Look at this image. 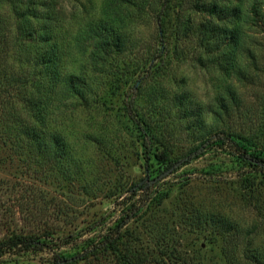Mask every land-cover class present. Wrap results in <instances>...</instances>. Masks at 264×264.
<instances>
[{
    "label": "rangeland",
    "instance_id": "rangeland-1",
    "mask_svg": "<svg viewBox=\"0 0 264 264\" xmlns=\"http://www.w3.org/2000/svg\"><path fill=\"white\" fill-rule=\"evenodd\" d=\"M65 1L70 17L86 16L83 23L102 6L100 0H82L81 6ZM203 1L178 0L182 21H205L204 14L194 15L192 11L196 2ZM70 22L74 37L77 22L73 17ZM147 34L142 30L140 37ZM198 34L196 31L188 46L175 56L172 69L155 79L146 69L137 68L147 58V42L136 49L132 47L120 62L127 64L125 72H135L137 81L119 90L116 86L111 89L104 81L96 82L95 91L107 101L106 110L99 106L97 115L79 114L69 108L64 125L69 141L60 144L55 153H44L45 159L39 151L13 150L0 137V241L11 234L38 236L42 240L52 234L55 252H28L6 258L17 262L4 264H54L55 254L70 257L86 253L125 218L113 192L119 186L157 176L160 181L152 191L166 189L169 196L144 219L126 225L129 245L136 244L145 251L169 248L189 258L192 264H253L254 258H264L261 178L254 187H247L250 167L221 149L210 150L164 177L155 158L148 164L145 161L141 132L126 117L127 104L133 102L134 116L168 142L172 158L186 153L199 132L197 119L200 115L208 118L216 97L223 93L225 77L219 75V65L228 58L227 51L223 54L214 50L215 56H223L203 66L209 55L203 53ZM2 35L0 29V126L10 117L11 108L18 106L17 85L7 81V66H18V61L10 53L6 61ZM198 59H204L203 63ZM253 81L258 79L254 77ZM253 83L249 99L255 97L258 107V89ZM177 89L183 94L182 103L176 100ZM252 105L245 107L257 118ZM109 115L118 119L113 127L108 125ZM95 118L103 127H97ZM1 132L0 127L3 136ZM75 264L117 263L115 256L108 254L90 255Z\"/></svg>",
    "mask_w": 264,
    "mask_h": 264
},
{
    "label": "trees",
    "instance_id": "trees-1",
    "mask_svg": "<svg viewBox=\"0 0 264 264\" xmlns=\"http://www.w3.org/2000/svg\"><path fill=\"white\" fill-rule=\"evenodd\" d=\"M71 1L82 4V0ZM100 1L99 12L88 22L83 23L86 16H71L78 29L72 37L71 14L65 0H0L6 61L10 54H15L18 61V66H7L9 85H17L18 106L12 107L10 117L1 123L4 145L23 152L39 151L43 156L55 153L60 144L69 141L64 129L69 108L79 114L97 115L99 106L106 110L107 101L96 93V82L104 81L111 89L116 86L119 90L137 81L135 72H125L127 64L120 62L121 56L126 57L132 47L136 49L146 41L147 58L137 68L146 69L155 79L172 69L175 56L199 31L203 53L209 55L204 63V59H198L203 66L223 56H215L214 50L223 54L227 51L228 58L219 65V75L225 77L223 93L216 97L208 118L200 115L197 119L199 132L195 141L177 158H172V147L153 127L137 120L133 102L127 104L126 117L141 132L144 159L148 164L155 158L159 173L164 172L165 177L208 151L221 149L250 167L247 187H254L259 177V183L264 182V0L196 2L194 15L204 14L206 19L199 22L192 18L186 23L177 9L178 0ZM142 30L148 33L144 38L140 37ZM254 77L258 81H253ZM250 83L258 89V107L255 97L249 99ZM175 96L182 103L183 94L178 89ZM251 102L257 118L245 107ZM109 118L110 127L118 123L111 115ZM57 119L61 122L57 123ZM95 123L103 127L96 118ZM158 177L119 186L113 193L125 218L86 253L70 257L55 254L54 264H75L90 255L108 254L115 256L117 264H192L189 258L169 248L145 251L126 240V225L144 219L169 196L166 189L152 191L160 181ZM52 242V234L44 240L11 234L0 241V264L17 262L6 258L28 252L55 253ZM252 263L264 264V258H254Z\"/></svg>",
    "mask_w": 264,
    "mask_h": 264
}]
</instances>
